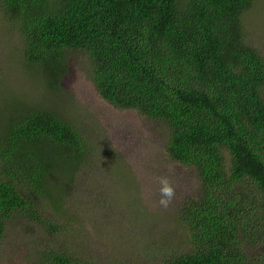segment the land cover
Wrapping results in <instances>:
<instances>
[{
  "label": "trees",
  "instance_id": "trees-1",
  "mask_svg": "<svg viewBox=\"0 0 264 264\" xmlns=\"http://www.w3.org/2000/svg\"><path fill=\"white\" fill-rule=\"evenodd\" d=\"M255 1L0 0L45 82L58 87L68 55L85 52L103 102L164 121L170 158L200 173L204 195L180 218L193 251L166 264H264L245 251L264 240V58L242 20ZM16 102L0 109V250L6 220L33 206L20 187L30 180L48 192L45 183L73 173L90 150L54 111Z\"/></svg>",
  "mask_w": 264,
  "mask_h": 264
},
{
  "label": "rangeland",
  "instance_id": "rangeland-1",
  "mask_svg": "<svg viewBox=\"0 0 264 264\" xmlns=\"http://www.w3.org/2000/svg\"><path fill=\"white\" fill-rule=\"evenodd\" d=\"M242 20L246 43L264 58V0ZM23 49L19 31L0 11V109L12 99L50 109L85 137L90 150L73 173L49 176L48 192L30 180L20 187L33 206L6 220L0 264H53L56 254H75L79 264H166L192 252L191 229L180 218L188 200L204 195V183L195 168L168 155L164 121L107 106L91 82L85 52L68 55L54 88L26 63ZM161 176L175 188L167 208L158 203ZM245 251L260 260L264 240Z\"/></svg>",
  "mask_w": 264,
  "mask_h": 264
},
{
  "label": "clouds",
  "instance_id": "clouds-1",
  "mask_svg": "<svg viewBox=\"0 0 264 264\" xmlns=\"http://www.w3.org/2000/svg\"><path fill=\"white\" fill-rule=\"evenodd\" d=\"M159 183L161 185L159 189L161 197L158 203L160 206L167 208L175 197V188L167 176L159 177Z\"/></svg>",
  "mask_w": 264,
  "mask_h": 264
}]
</instances>
